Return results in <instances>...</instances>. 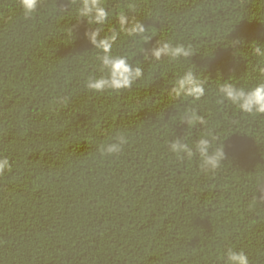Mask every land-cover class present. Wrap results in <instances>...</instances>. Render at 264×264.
Here are the masks:
<instances>
[{
    "label": "trees",
    "instance_id": "trees-1",
    "mask_svg": "<svg viewBox=\"0 0 264 264\" xmlns=\"http://www.w3.org/2000/svg\"><path fill=\"white\" fill-rule=\"evenodd\" d=\"M104 6L101 35L118 28L123 11L152 37L145 44L121 34L113 46L144 70L131 90L85 87L101 75L100 52L85 38L86 20L67 34L77 5L45 0L25 19L17 0H0V156L12 164L0 177V264H224L229 247L264 264V205L252 204L264 177V115L217 103L221 83L258 82L254 69L264 60L251 49L264 45V0ZM161 38L190 44L194 55L146 60L142 50ZM190 67L207 79L205 96L170 100L165 90ZM187 109L208 124H181ZM119 133L129 141L123 151L102 156L100 146ZM211 135L227 157L215 174L200 170L198 156L180 160L168 149L178 137L192 145Z\"/></svg>",
    "mask_w": 264,
    "mask_h": 264
},
{
    "label": "clouds",
    "instance_id": "clouds-1",
    "mask_svg": "<svg viewBox=\"0 0 264 264\" xmlns=\"http://www.w3.org/2000/svg\"><path fill=\"white\" fill-rule=\"evenodd\" d=\"M25 19H29L44 4L45 0H17ZM69 6L75 4L77 24L67 26V34L73 37L74 31L79 27V21L86 20L90 26L85 31V38L99 50L97 60L100 62L101 75H89L85 81V87L92 92L101 93L107 90L120 92L131 90L132 86L144 77V70L140 66H133L126 55H114L113 46L116 44L121 34L128 37H141L145 44L152 40V37L145 35L147 28L136 15H129L121 11L116 16L118 28L113 26L108 29L109 34L104 33V27L109 20V10L104 6L105 0H67ZM130 12H135V4L127 5ZM67 11L68 8H58ZM91 25H96L91 27ZM239 40L232 41V46L239 44ZM251 49L252 54L264 60V45L254 42ZM146 60L161 62L164 59L177 61L181 58H191L193 53L192 46L182 43L173 44L171 41L158 39L151 48L143 49ZM195 67V66H194ZM254 71L258 74V82L250 88L237 87L228 82L218 86L219 99L217 103L223 104L225 101L236 106L242 113L248 115H264V63L258 65ZM207 79H202L196 74L193 68H188L180 74L167 88L166 94L170 100H180L191 98L199 101L205 96V85ZM69 97L58 98V103L67 104ZM181 124L187 127L206 126L208 124L204 115L198 114L196 109H187L181 117ZM210 135V134H209ZM219 137L211 135V138L201 137L194 144L189 145L183 138H175L168 142V149L180 159L191 160L194 156L199 158V168L205 174H215L227 159L224 143L213 147V142ZM128 138L123 133H119L114 142L101 145L99 151L102 156H114L123 151L128 144ZM12 170V164L8 157L0 156V177L5 172ZM252 204L264 205V177H258L255 184V194L252 197ZM224 264H250L248 255L242 249L237 251L229 247L223 253Z\"/></svg>",
    "mask_w": 264,
    "mask_h": 264
}]
</instances>
